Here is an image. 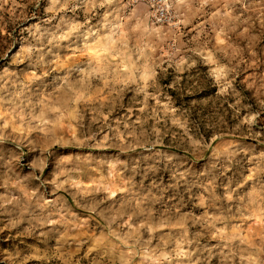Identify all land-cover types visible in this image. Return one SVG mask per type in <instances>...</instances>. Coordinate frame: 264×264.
I'll return each instance as SVG.
<instances>
[{"label": "rangeland", "instance_id": "rangeland-1", "mask_svg": "<svg viewBox=\"0 0 264 264\" xmlns=\"http://www.w3.org/2000/svg\"><path fill=\"white\" fill-rule=\"evenodd\" d=\"M170 3L0 0V264H264V0Z\"/></svg>", "mask_w": 264, "mask_h": 264}, {"label": "built area", "instance_id": "built-area-1", "mask_svg": "<svg viewBox=\"0 0 264 264\" xmlns=\"http://www.w3.org/2000/svg\"><path fill=\"white\" fill-rule=\"evenodd\" d=\"M129 5L142 3L149 7L152 20L157 24H165L173 19L170 0H127Z\"/></svg>", "mask_w": 264, "mask_h": 264}, {"label": "clouds", "instance_id": "clouds-1", "mask_svg": "<svg viewBox=\"0 0 264 264\" xmlns=\"http://www.w3.org/2000/svg\"><path fill=\"white\" fill-rule=\"evenodd\" d=\"M20 222H21L20 220H16L14 223L18 224ZM32 258H33L32 255L18 253L16 257L12 260V264H27V261Z\"/></svg>", "mask_w": 264, "mask_h": 264}]
</instances>
